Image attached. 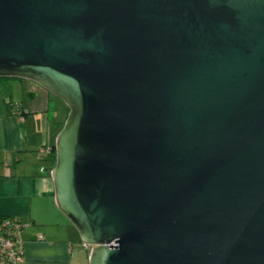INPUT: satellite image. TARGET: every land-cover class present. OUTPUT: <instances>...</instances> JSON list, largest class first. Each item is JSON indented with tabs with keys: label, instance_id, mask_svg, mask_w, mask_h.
<instances>
[{
	"label": "water",
	"instance_id": "1",
	"mask_svg": "<svg viewBox=\"0 0 264 264\" xmlns=\"http://www.w3.org/2000/svg\"><path fill=\"white\" fill-rule=\"evenodd\" d=\"M0 77L68 109L88 264H264V0H0Z\"/></svg>",
	"mask_w": 264,
	"mask_h": 264
},
{
	"label": "crops",
	"instance_id": "2",
	"mask_svg": "<svg viewBox=\"0 0 264 264\" xmlns=\"http://www.w3.org/2000/svg\"><path fill=\"white\" fill-rule=\"evenodd\" d=\"M67 111L34 81L0 77V216L24 223L21 264H88L89 246L56 207L50 177ZM43 145L50 152L37 158Z\"/></svg>",
	"mask_w": 264,
	"mask_h": 264
},
{
	"label": "built area",
	"instance_id": "3",
	"mask_svg": "<svg viewBox=\"0 0 264 264\" xmlns=\"http://www.w3.org/2000/svg\"><path fill=\"white\" fill-rule=\"evenodd\" d=\"M17 109V113H24ZM50 152V147L38 148L36 156L42 157ZM24 223L17 216H0V264H21L23 262L21 231ZM85 246V245H84Z\"/></svg>",
	"mask_w": 264,
	"mask_h": 264
},
{
	"label": "rangeland",
	"instance_id": "4",
	"mask_svg": "<svg viewBox=\"0 0 264 264\" xmlns=\"http://www.w3.org/2000/svg\"><path fill=\"white\" fill-rule=\"evenodd\" d=\"M87 251H88V253H89V251H90V247H89V248H87Z\"/></svg>",
	"mask_w": 264,
	"mask_h": 264
},
{
	"label": "trees",
	"instance_id": "5",
	"mask_svg": "<svg viewBox=\"0 0 264 264\" xmlns=\"http://www.w3.org/2000/svg\"><path fill=\"white\" fill-rule=\"evenodd\" d=\"M11 78V77H10Z\"/></svg>",
	"mask_w": 264,
	"mask_h": 264
}]
</instances>
